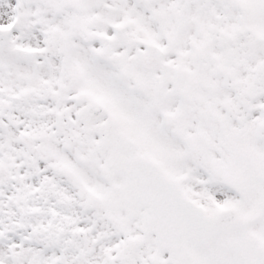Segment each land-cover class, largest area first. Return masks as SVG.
<instances>
[{"label":"snow or ice","instance_id":"6c2138e0","mask_svg":"<svg viewBox=\"0 0 264 264\" xmlns=\"http://www.w3.org/2000/svg\"><path fill=\"white\" fill-rule=\"evenodd\" d=\"M0 264H264V0H0Z\"/></svg>","mask_w":264,"mask_h":264}]
</instances>
